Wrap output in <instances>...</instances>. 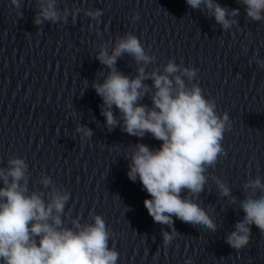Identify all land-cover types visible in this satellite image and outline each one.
I'll list each match as a JSON object with an SVG mask.
<instances>
[{
	"label": "clouds",
	"instance_id": "1",
	"mask_svg": "<svg viewBox=\"0 0 264 264\" xmlns=\"http://www.w3.org/2000/svg\"><path fill=\"white\" fill-rule=\"evenodd\" d=\"M10 2L19 10L18 17L23 18L22 0ZM36 2L35 25L45 21L67 22V11L61 14L57 0ZM185 2L190 8L214 17L224 31L237 24L234 18L239 15L238 8L223 7L216 0ZM237 3L244 6L246 17L264 22V0H237ZM85 14L99 22L102 10L90 9ZM132 19H139L138 13ZM125 54L137 65L134 77L116 67L118 58ZM96 59L108 69L106 76L103 71L97 74L104 76L102 82L97 79L92 83L103 101L101 115L108 130L120 127L129 136L142 139L150 134L162 142L159 148L136 143L125 157L129 161L128 179L133 182L139 179L150 197L143 203L153 222L171 229L162 230L164 246L179 234L173 217L215 232L216 223L195 198L208 182L207 170L215 166L224 152L221 141L229 126L228 113L218 114L215 100L206 98L201 87L192 83L197 69L169 59L163 71L159 67L146 71L155 57L145 51L140 39L131 32L118 37L111 51L101 44ZM253 60L264 69V59H259L258 54ZM146 80L152 81L151 87ZM145 96L149 97L151 106L141 103ZM76 131L80 133L81 143L92 136V130L86 126H77ZM7 164V168H0V264H117L119 253L109 247L110 230L100 215H93L94 222L90 224H81L77 218L71 221L72 227L65 226L62 216L69 193L53 187L47 175L39 179L45 189L52 186L47 194L30 191L26 161L13 156ZM211 178L220 196L236 204L231 188L220 178ZM243 189L245 198L239 201V209L244 216L225 240L237 251L250 244L253 225L264 233V182L257 176L249 179ZM185 264H192L191 259Z\"/></svg>",
	"mask_w": 264,
	"mask_h": 264
}]
</instances>
